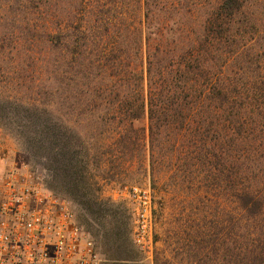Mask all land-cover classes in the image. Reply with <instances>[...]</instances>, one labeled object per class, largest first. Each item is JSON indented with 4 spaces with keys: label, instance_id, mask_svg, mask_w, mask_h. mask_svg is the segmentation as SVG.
<instances>
[{
    "label": "trees",
    "instance_id": "1",
    "mask_svg": "<svg viewBox=\"0 0 264 264\" xmlns=\"http://www.w3.org/2000/svg\"><path fill=\"white\" fill-rule=\"evenodd\" d=\"M43 6L0 0V61L22 54L27 62L3 63L0 76H12L7 84L22 77L24 86L44 67V54L54 58L55 88L35 83L26 101L0 94V107L22 111L24 121L13 124L25 150L46 162L50 180L43 186L84 199L90 163L107 156L112 172L147 154L151 182L169 168L179 189L196 186L211 195L221 189L233 204L214 233L206 212L191 210L173 244L182 240L180 249L204 264H264V0H122L106 9L119 13L75 29L78 38L70 25L49 29ZM59 110L79 126L87 123L86 137L111 143L61 131ZM144 118L146 129L136 128ZM96 206L87 204V212L103 220ZM106 217L105 239L123 254L118 219ZM153 264L169 263L159 255Z\"/></svg>",
    "mask_w": 264,
    "mask_h": 264
},
{
    "label": "rangeland",
    "instance_id": "2",
    "mask_svg": "<svg viewBox=\"0 0 264 264\" xmlns=\"http://www.w3.org/2000/svg\"><path fill=\"white\" fill-rule=\"evenodd\" d=\"M95 1L96 0H42L44 5V14L42 17L46 23H49V29H51V27L56 28V25L59 23L70 25L74 29L72 31L73 34L78 38V31L75 29L87 27L92 21L100 17H103L102 20L106 21L108 16L111 17L120 12L117 11V13H115L114 11H108L106 9L111 8L113 4L117 7L121 6L122 0H100L98 2V7L103 12L97 16L98 9L95 5ZM127 2L130 3V0H127ZM101 5H104V9ZM175 21L180 22L177 19H175ZM199 21L200 18L197 23H199ZM44 50L45 49H43L42 53H44ZM42 57L45 60V62L42 63L44 67L41 71L31 73L33 79L30 80L32 81H26L24 86H22V77L21 79L16 78L18 77V73H15L13 76L16 78L14 81L15 85L13 86L7 84L8 78L12 77L11 75L8 77L4 74L1 75L0 94L26 101L30 89L34 87L35 83H40L41 89L47 91L52 87L55 88L58 85V78L57 73L55 74L51 69L52 61L54 60L53 55L45 58L44 54ZM24 60L22 54H5L3 62L0 61V67L3 63H10V61L25 66L27 62L24 63ZM9 72L11 73V70L7 71V73ZM21 72L25 74L23 68ZM34 91L37 90L34 89ZM40 102L47 104L48 98L43 96L40 98ZM4 110L9 114H6ZM21 113L22 111L20 109L12 110L0 107V171L12 169L30 171L38 176L43 185L47 184L50 180V174L45 166V160L31 156L29 152L25 150V146L16 135L17 130L14 128L13 123L24 121L22 117L23 114ZM59 116L58 124L61 127V131L69 127L70 130H74L83 135L82 138L85 139L86 143H95V145H101L102 147H106L111 143V140L106 139L105 136H99L93 139L86 137L85 135H87L90 126L84 121H82L83 123L79 126L76 123L78 122L76 118L65 116L60 110ZM134 125L136 128L146 129L147 119L144 118ZM97 157H99V155H97ZM168 160H170V158H168L167 161ZM90 161H92V159H90ZM106 161L107 156H104L96 159L94 164H89V173L85 174V181L87 182L86 189L82 191V193L85 194L84 199H68V197L62 193L58 195L53 193L70 203L71 208L76 214L78 223L93 239L99 254L107 260L109 264H153L154 260L159 255L169 264H204L203 261L196 258V253L193 251L188 252L189 248L185 250L180 249L182 240L179 245L173 244L176 240L174 239L176 236L174 235L176 226L183 223L191 210L196 212V214L198 212V215H201L205 211V216L208 217L207 221L213 222V233L216 232L218 229L216 228V224L218 219L222 217V211L224 210L227 216H230L232 213L233 204L230 197H226L224 191L221 189L213 192L214 194L212 193V195L205 192L203 193V191H200L196 186L189 189H179L180 187L175 186V180L169 168L158 173L156 172L151 182L147 165V154L141 158H132L131 161L128 160L130 162L124 164L121 162L119 168L114 164L115 170L112 172H107L108 165L104 163ZM98 165L100 166L97 167ZM131 187L149 188L152 194L155 221L152 234V254L150 257L143 254L132 242L131 204L124 190V188L129 189ZM196 193H198L199 198ZM200 197H203L202 200L206 203L205 207H202L200 204ZM90 203L96 204V208L102 211L104 216L103 220L101 218L97 220L94 216L88 214L86 206L87 204L90 205ZM208 213H210V216ZM106 215L115 216V220L117 221L118 219V223L122 228L125 239L122 240L125 244L123 254H119L116 249V244L110 239H105V234L106 238L108 237V228H104L103 223L105 221L110 223V219L106 217ZM226 225L229 226V223L226 222ZM178 236L180 237L181 235H177V237ZM181 238L183 237L181 236Z\"/></svg>",
    "mask_w": 264,
    "mask_h": 264
},
{
    "label": "built area",
    "instance_id": "3",
    "mask_svg": "<svg viewBox=\"0 0 264 264\" xmlns=\"http://www.w3.org/2000/svg\"><path fill=\"white\" fill-rule=\"evenodd\" d=\"M131 204L132 242L152 254L154 203L149 188H124ZM0 264H109L78 223L70 203L38 176L0 171Z\"/></svg>",
    "mask_w": 264,
    "mask_h": 264
}]
</instances>
